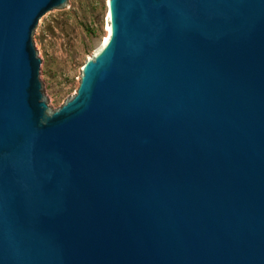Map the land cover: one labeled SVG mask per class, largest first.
I'll use <instances>...</instances> for the list:
<instances>
[{"label":"water","instance_id":"1","mask_svg":"<svg viewBox=\"0 0 264 264\" xmlns=\"http://www.w3.org/2000/svg\"><path fill=\"white\" fill-rule=\"evenodd\" d=\"M0 0V264H264V0H106L56 110Z\"/></svg>","mask_w":264,"mask_h":264},{"label":"rangeland","instance_id":"2","mask_svg":"<svg viewBox=\"0 0 264 264\" xmlns=\"http://www.w3.org/2000/svg\"><path fill=\"white\" fill-rule=\"evenodd\" d=\"M106 0H67V8L52 9L34 29L32 41L41 59L39 80L47 106L56 110L75 94L79 68L106 36Z\"/></svg>","mask_w":264,"mask_h":264},{"label":"bare ground","instance_id":"3","mask_svg":"<svg viewBox=\"0 0 264 264\" xmlns=\"http://www.w3.org/2000/svg\"><path fill=\"white\" fill-rule=\"evenodd\" d=\"M107 34H108V33H107ZM104 38H107V35H106Z\"/></svg>","mask_w":264,"mask_h":264}]
</instances>
